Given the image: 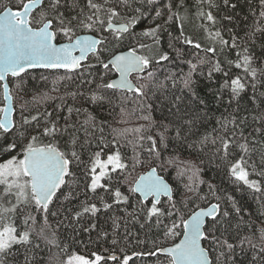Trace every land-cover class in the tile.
I'll list each match as a JSON object with an SVG mask.
<instances>
[{
    "label": "snow or ice",
    "instance_id": "obj_1",
    "mask_svg": "<svg viewBox=\"0 0 264 264\" xmlns=\"http://www.w3.org/2000/svg\"><path fill=\"white\" fill-rule=\"evenodd\" d=\"M223 2L226 7L235 8V4H230L229 0ZM146 3L154 5L156 0H146ZM160 3L161 7L153 8V20H163L164 23H154V26L144 29L139 35L134 29L139 27L147 13L143 5L133 7L129 0H85L83 6L79 5L78 0H50L47 3L46 0H17L15 10L3 5L0 10V87L3 89V103L0 104V264H9V260L16 259L12 255L15 246L26 247L34 237L47 241L44 234L46 227H50L49 216L57 217L63 213L67 215L59 221L60 224L66 220L73 232L88 234L89 243L110 245L102 252H92L91 258L74 253L68 257L66 264H108L109 261L112 264H130L133 257H158V254L165 256L166 264H214L211 259L213 252L217 254L216 261L223 257L225 264H228L238 247L243 251V246L247 244L252 250L257 249V244L250 236L240 235L242 209L236 205L235 198L228 193L222 197L211 183L208 184L207 193L201 194L199 190L188 187L191 196L177 200L171 185L152 167L131 181L128 195H125L119 186L113 187L114 183L119 184L121 181H113L112 177H119L120 173L129 169L134 171L139 161L127 163L118 146L117 150L108 151L106 158H102L104 148L108 147L104 145L84 163L76 148L78 145L82 148L84 144H90L97 129L96 119L88 108L73 107L65 102L57 105L53 111L40 112L28 110L23 104L17 110L14 103H10L14 98L8 78H20L28 69L37 67L64 70L66 75L60 77L66 81L64 87L75 88L66 95L73 100L81 99L83 104L101 108L111 103L107 95L109 92L133 93L143 98L146 91L154 89L162 110L167 112L165 119L168 123L162 125L164 132L160 134L161 142L167 139L164 133H174L173 138L187 143L189 148H194L197 143L206 146L207 135L199 140L194 139L199 137L200 127H203L200 110L205 105L195 89L194 73L203 76L205 73L198 72V69L208 66L206 75L211 80L214 73L223 72L227 79L220 86L221 93L228 89L229 104L233 101L239 104L241 93L248 87L255 93L254 81L258 75L264 77V68L254 67L253 57L247 55L248 48L243 47L242 52L237 53V60L228 63H234L244 75L230 77L229 72L223 70L220 60L216 58V45H219L220 51L225 47L237 48L238 37L229 30L231 43L224 39L221 31L215 29L217 19L211 10L215 7L212 0H199L201 6L208 4V9L199 11L198 15L205 21L202 27L208 33L212 45L204 47L201 42L184 37L181 26L180 36L171 39L197 50L192 53L197 57V62L188 59L185 61L189 68L187 73L181 69L165 75L163 81L158 80L156 72L159 69H153V65L163 67L164 63L172 61L169 52L162 47L161 33L169 22L180 19L172 0H160ZM260 4L264 7V0H260ZM38 5L42 7L39 18L33 14ZM175 7L183 8L182 0ZM165 12L168 13L166 19ZM259 16L264 18V11ZM122 17H126V22H119ZM208 25L212 26V30H209ZM256 31L261 29H254L249 39H254ZM168 35L171 37V33ZM140 37L149 38L150 43L142 42ZM58 38H62L63 42ZM109 45L112 47L109 48ZM173 47V43L169 42L168 48ZM175 51L177 58L184 55L179 49ZM200 52L210 58L201 57ZM17 87L23 90V83ZM222 99V94L217 96L218 101ZM251 99L256 101L255 94ZM65 111L66 114H60ZM81 116L84 119H79ZM247 119V116L239 115L237 107L230 119L222 117L217 121L223 132L217 153L227 160L231 155L229 149L238 147L241 154L239 158L234 157L229 161L228 172L234 181L260 193L264 191V169L256 171L250 159L251 153L256 151L255 145L264 142L255 139L250 141L245 136L242 126ZM253 119L261 127L253 128L248 135L264 134V116ZM99 131L102 133L103 128ZM238 138L243 142L237 145ZM147 139L152 145L149 152H156V139L152 136ZM111 143L116 145L115 139ZM211 143L215 145L216 139ZM64 144L68 146V151L61 150ZM260 159L264 164V153ZM81 164L87 182L82 191H77L80 182L73 167ZM253 175L259 178L252 179ZM192 183L205 182L197 179ZM58 193L69 204L77 202V206L65 208L61 205L53 211L52 206L60 200ZM81 195L85 199L81 200ZM92 197H96L95 202ZM132 197L138 200L139 207L129 211ZM195 200L202 201L203 206L195 204ZM229 202L231 207H225ZM189 204H192L191 209L184 211ZM114 209L121 215H116ZM31 210H35L42 218L43 226L38 229L37 218L30 214ZM25 211L29 214L24 215L20 226H17L15 217ZM101 212H113L106 221L111 224L110 230L98 229L96 219ZM261 215L264 216V213ZM86 218L87 222L82 223ZM132 223L139 224L141 230L155 228L164 240H172L173 243L164 247L158 241H153V251L128 254L125 248L120 247L121 243L127 244L133 240L142 243L129 230L128 225ZM259 231L262 243L258 250L264 259V228ZM92 232L97 233L95 241L91 240ZM177 239L178 242H175ZM35 247L38 248L39 244ZM24 264H31L28 256L24 257Z\"/></svg>",
    "mask_w": 264,
    "mask_h": 264
},
{
    "label": "trees",
    "instance_id": "obj_2",
    "mask_svg": "<svg viewBox=\"0 0 264 264\" xmlns=\"http://www.w3.org/2000/svg\"><path fill=\"white\" fill-rule=\"evenodd\" d=\"M16 2L17 0H0V10H2L3 5L15 9ZM47 2H50V0H46ZM84 2L85 0H78L81 6L84 5ZM98 2H103V0H98ZM129 2L133 7L143 5V10L147 13L142 18L139 27L134 29L137 35L142 33L144 29L154 26V23H164L163 20H153V8L162 6L160 0H156L154 5L147 4L146 0H129ZM182 2L184 7L177 9L175 6L180 4L181 0H172L174 10L179 12L180 19L169 22L161 33L162 47L169 52L172 61L164 63L163 67L153 65V69H159L156 76L160 81L164 80L165 75L179 72L181 69L184 73H187L189 68L185 63L186 60L191 59L193 63L197 62V57L192 55L197 50L171 39L180 36L181 26L184 37L199 41L204 47L212 45L208 33L202 27L205 21L198 15L199 11L208 9V4L204 3L201 6L199 0H182ZM212 3L215 7L211 10L217 19L215 29L220 30L222 37L229 40V43H231V34L238 37L237 48L225 47L223 51H220L219 45H216L218 48L216 58L220 60L223 70L228 71L230 77L244 75L242 69H237L234 63L231 65L228 63L237 60V53L242 52L243 47H247L248 52L246 54L253 57V66L258 69L264 68V18L259 16V13L264 11V7L261 6L260 0H229L230 4H235V8L226 7L223 0H212ZM41 11L42 7L38 6L33 14L39 18ZM167 15L168 13L165 12V19ZM226 17H231V19H226ZM119 22H126V17H122ZM208 27L209 30H212L211 25H208ZM257 28L261 31H256L254 39H249V35ZM229 30H231V34ZM169 33H171V37L168 35ZM184 37H181V39ZM58 39L62 41V38ZM140 39L144 43H150L149 38L140 37ZM169 42L173 43V49L168 48ZM111 47L112 45H109V48ZM175 49L181 50L184 55L177 58ZM199 55L205 57L203 52H200ZM208 70V66H201L198 72H203L205 75L201 76L194 73L195 89L200 98L205 101L204 107L200 110V114L203 116V127H200L199 137L194 139H202L205 135L208 137L206 146L197 143L194 148H189L187 143L175 140L173 138L174 133H164L167 139L165 142H161L160 134L164 132L162 125L168 123L165 119L167 112L162 110L160 100L154 95V89L153 91H146V96L143 98H138L133 93L109 92L107 95L111 98V103H106L101 108L91 104H83L81 99L73 100L66 95L67 92L74 91L75 88L64 87L66 81L60 79V77L66 75L64 70L31 69L21 74L20 78L9 77L8 83L14 98L12 103H14L17 110L23 104L28 110L53 111L57 105L65 102L73 107L83 106L88 108L89 113L95 117L97 123L95 138L91 140L90 144H84L82 148L78 145L76 151L81 156V160L87 163L89 157L96 151H100L104 145H108V147L104 148L102 158H106L105 154L108 151L117 150L118 146V150L127 163L131 164L134 161H139L140 163L136 164L134 171L129 169L127 172L120 173L119 177L116 175L112 177L113 181L117 179L121 181L119 184L114 183L113 187L119 186L125 195H128V187L131 181L150 167H155L157 172L167 179L172 187L174 198L177 200L185 196H191L188 187L199 190L201 194L207 193L209 183L216 186L222 197L225 193L231 194L235 198L236 205L242 209L241 216L243 219L240 222L242 229L240 235L250 236L258 247L256 250H252L245 244L243 251L238 247L233 260L229 261L228 264H264V259L261 258L258 250L262 243L259 229L264 228V216L261 215L264 213V191L256 193L247 186L234 181V178L230 176L228 172L229 161L233 160L234 157L239 158L241 151L238 147L229 149L231 155L227 160L222 158V154L217 153L220 140L223 138V132L217 121L221 120L222 117L230 119L231 115L235 114L237 107H239L241 117H248L245 125L242 126L245 136H248L250 141L255 139L264 142V134L253 133L252 136L248 135L253 128L261 127V124L254 121L253 117L264 116V77L258 75L256 81H254L256 83L255 93H253L251 87H248L244 93H241L239 104L236 101L229 104V90L224 89L221 93L220 87L227 77L223 75V72H219L214 73L212 79L209 80L206 75ZM21 82L23 83V90L17 87ZM145 82L140 81V83ZM221 94L223 99L218 101L217 96ZM254 94L256 96L255 102L251 99ZM2 103V87H0V104ZM33 114H35V111H33ZM60 114L64 115L66 111ZM145 117H149V119L146 120ZM79 119L82 120L84 117L81 116ZM100 128H103L102 133L99 131ZM137 129L139 130L137 131ZM228 130L231 134V125L228 126ZM148 136L156 139V152H149L152 145L147 139ZM141 137L143 139H140ZM214 138L216 139L215 145L211 143ZM113 139H115L116 145L111 143ZM241 142L243 141L239 138L236 140L237 145ZM0 143H2V139H0ZM249 146L252 147L251 144ZM255 148L256 151L251 153L250 164L255 166L256 171H261L264 169V164L261 163L260 159L261 154L264 153V143L255 145ZM61 150L68 151L69 149L64 144L61 145ZM73 171L77 174L80 182L77 191H82L84 184L87 182L83 164L73 167ZM126 176L127 180H125ZM251 178L258 179L259 177L253 175ZM197 179L203 180L205 183L193 184L192 181ZM64 191L66 192L67 189H64ZM100 194L103 193L100 192ZM58 196L60 200L52 206L53 211L61 205L65 208L77 206V202L69 204L64 201L60 193H58ZM80 199H85L84 195H81ZM95 200L96 197H92V201L95 202ZM194 202L203 206V202L200 200ZM121 207L124 206L121 205ZM133 207H139L138 200L135 197L130 198L128 210L131 211ZM191 207L192 204H189L184 211H189ZM225 207L230 208L231 202L226 204ZM113 211L116 212V215H121L119 211L115 209ZM26 214L29 213L25 211L17 214L15 217L17 226H20L21 220ZM30 214L35 215L37 218V229L43 226L40 214L36 213L35 210H31ZM64 215H67V213L57 217L50 215L48 218L50 227H46L44 235L47 237V241H52V243H48L44 238L34 237L32 243L26 247L15 246L12 255L16 259L14 261L9 260V264H24L25 256L29 257L31 264H66L68 257L74 253L91 258L92 252H102L103 249L110 248L108 243H89V235L83 232L79 234L73 232L72 227L68 225L66 220L63 224H60L59 221L63 219ZM112 215L113 212L98 214L96 223L99 230L111 229L110 222L106 221ZM86 222L87 218L82 223ZM128 227L142 242L138 244L133 240L127 244L121 243L120 247L125 248L128 254L153 251V241H158L161 246L173 243L172 240H164L162 234L155 228L141 230L139 224L135 223L129 224ZM252 233H255V235L253 236ZM96 235V232L91 233L92 241H95ZM36 244H39L38 248L35 247ZM216 255L215 252L211 253L214 264H225L223 257L216 261ZM108 264H112V262L109 261ZM130 264H166V260L162 254H158V257L144 255L133 257Z\"/></svg>",
    "mask_w": 264,
    "mask_h": 264
},
{
    "label": "water",
    "instance_id": "obj_3",
    "mask_svg": "<svg viewBox=\"0 0 264 264\" xmlns=\"http://www.w3.org/2000/svg\"><path fill=\"white\" fill-rule=\"evenodd\" d=\"M39 6V5H38ZM37 6V7H38ZM15 10V9H14ZM61 42H63V40L61 41ZM33 69H43V68H40V67H37V68H33ZM28 70H31V69H28ZM27 70V71H28ZM115 75V74H114ZM135 83V82H134ZM3 90V89H2ZM10 103H12V101H10ZM150 168H152V167H150ZM150 168H148V169H146L145 171H143V172H141L139 175H141V174H143V173H145L146 171H148ZM159 174V173H158ZM138 175V176H139ZM159 175H161V174H159ZM137 176V177H138ZM164 177V176H163ZM164 179L167 181V179L164 177ZM168 182V181H167ZM169 183V182H168ZM170 184V183H169ZM175 242H178V239L175 241ZM172 244V243H171ZM171 244H169V245H166V246H164V247H168V246H171Z\"/></svg>",
    "mask_w": 264,
    "mask_h": 264
},
{
    "label": "bare ground",
    "instance_id": "obj_4",
    "mask_svg": "<svg viewBox=\"0 0 264 264\" xmlns=\"http://www.w3.org/2000/svg\"><path fill=\"white\" fill-rule=\"evenodd\" d=\"M2 97H3V90H2Z\"/></svg>",
    "mask_w": 264,
    "mask_h": 264
},
{
    "label": "flooded vegetation",
    "instance_id": "obj_5",
    "mask_svg": "<svg viewBox=\"0 0 264 264\" xmlns=\"http://www.w3.org/2000/svg\"><path fill=\"white\" fill-rule=\"evenodd\" d=\"M13 154H15V153H13Z\"/></svg>",
    "mask_w": 264,
    "mask_h": 264
}]
</instances>
